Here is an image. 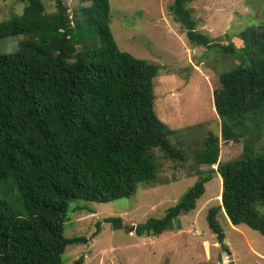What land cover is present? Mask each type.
<instances>
[{
    "label": "trees",
    "instance_id": "1",
    "mask_svg": "<svg viewBox=\"0 0 264 264\" xmlns=\"http://www.w3.org/2000/svg\"><path fill=\"white\" fill-rule=\"evenodd\" d=\"M76 19L97 28L101 46L79 52L80 21L64 0L48 13L44 0H25L21 15L0 21V39L26 36L19 49L0 55V264H63L69 246L86 237L65 236L71 202L129 199L159 178L156 151L189 166L156 110L155 83L161 65L122 51L112 29L111 0H89ZM173 0L169 11L190 45L216 50L236 63L219 76L212 102L221 122L192 155L209 166L164 217L149 218L139 236L162 235L194 211L214 174L222 178L221 204L210 208V230L224 242L218 215L264 235V25L215 42L198 29L190 5ZM73 61V62H71ZM243 143L242 156L220 162V142ZM214 165L218 167L213 168ZM194 168V166L190 167ZM90 213H95L91 208ZM122 226V219L106 218ZM96 236L100 231V223ZM93 236V238H94ZM81 256L73 264H84Z\"/></svg>",
    "mask_w": 264,
    "mask_h": 264
},
{
    "label": "rangeland",
    "instance_id": "2",
    "mask_svg": "<svg viewBox=\"0 0 264 264\" xmlns=\"http://www.w3.org/2000/svg\"><path fill=\"white\" fill-rule=\"evenodd\" d=\"M46 11L57 10L56 0H44ZM73 21L81 23L83 43L79 52L101 46L97 28L88 25L75 12L90 5L89 0H64ZM111 29L122 51L161 65L155 83L156 110L160 119L174 132L170 142L188 156L189 166L156 151L159 178L149 187H140L129 199L109 203L71 202L70 220L65 236L86 237L87 245L67 248L63 264H73L81 256L84 264H264V235L247 225H233L225 213L218 219L228 240L227 255L222 243L208 225L210 208L221 204L222 178L218 174L206 184L205 194L194 211L182 215L174 231L162 235L139 236L138 225L149 218H162L210 167L196 165L192 158L205 138L219 134L221 122L216 113L213 93L220 86L219 76L236 63L216 50L190 45L181 26L170 14L173 0H111ZM25 0H0V21L21 15ZM198 19V29L215 42L226 43V35L243 47L237 35L250 26L264 25V0H196L190 5ZM28 37L20 35L0 39V55L16 52ZM73 62V61H71ZM264 148V138L257 146ZM243 143L220 142V162L242 156ZM191 162V164H190ZM194 166V168H190ZM218 166L214 165L216 169ZM221 197V198H220ZM91 208L95 213H90ZM264 213V206L259 207ZM122 219V226L107 223L106 218ZM100 223V231L97 232ZM94 236V238H93Z\"/></svg>",
    "mask_w": 264,
    "mask_h": 264
},
{
    "label": "water",
    "instance_id": "3",
    "mask_svg": "<svg viewBox=\"0 0 264 264\" xmlns=\"http://www.w3.org/2000/svg\"><path fill=\"white\" fill-rule=\"evenodd\" d=\"M190 164H191V162H190ZM228 247H229L228 240L225 239L224 242L222 243L221 247H220L222 249L223 256L227 255V251H229Z\"/></svg>",
    "mask_w": 264,
    "mask_h": 264
},
{
    "label": "bare ground",
    "instance_id": "4",
    "mask_svg": "<svg viewBox=\"0 0 264 264\" xmlns=\"http://www.w3.org/2000/svg\"><path fill=\"white\" fill-rule=\"evenodd\" d=\"M221 198V197H220Z\"/></svg>",
    "mask_w": 264,
    "mask_h": 264
}]
</instances>
